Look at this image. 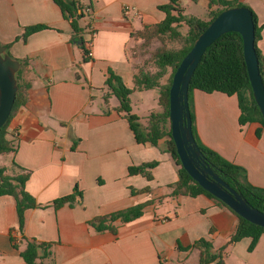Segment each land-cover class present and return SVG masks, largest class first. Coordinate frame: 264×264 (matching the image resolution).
Listing matches in <instances>:
<instances>
[{
  "label": "crops",
  "instance_id": "obj_1",
  "mask_svg": "<svg viewBox=\"0 0 264 264\" xmlns=\"http://www.w3.org/2000/svg\"><path fill=\"white\" fill-rule=\"evenodd\" d=\"M75 1L92 8L87 22L94 31L92 59L85 62L54 0H0V45L8 47L13 59L28 60L21 83L30 85L25 104L9 121L17 147L9 153L8 167L13 160L29 174L25 190L41 206L25 211L20 230L15 200L0 197V264H25L20 257L24 238L52 243L53 264H197V251H180L178 246L205 239L218 250L235 231L236 217L206 196H173L169 186L177 181V167L164 152L163 141L157 147L136 143L123 114L112 111L117 102L109 100L107 114L101 105L109 70L133 87L138 67L131 51L141 41L131 33L164 20L158 7L169 0ZM204 1L208 6L209 0ZM236 1L256 15L261 26L256 45L264 58V0ZM192 3L180 0L183 14ZM124 6L139 15L123 16ZM208 19L207 8L201 20ZM41 25L46 29L22 39L25 28ZM180 28L185 36L187 27L185 34ZM168 75L169 70L164 80ZM192 100L200 142L243 168L252 186L264 189V127L240 123L236 95L193 90ZM151 161L158 162L150 170L152 180L128 173L129 167ZM75 187L82 194L78 203L51 206ZM146 187L149 192H137ZM145 203L140 218L113 223L115 234L96 232L88 224ZM250 243L244 238L229 245L224 263L264 264V234L248 252Z\"/></svg>",
  "mask_w": 264,
  "mask_h": 264
},
{
  "label": "trees",
  "instance_id": "obj_2",
  "mask_svg": "<svg viewBox=\"0 0 264 264\" xmlns=\"http://www.w3.org/2000/svg\"><path fill=\"white\" fill-rule=\"evenodd\" d=\"M189 1L196 2L197 0ZM54 2L60 8L63 18L69 22L74 33V37L71 40L72 43L80 41L79 48L84 55V62L87 61L85 57L87 53L85 43L88 40L86 36H90L91 34L90 25L87 24L92 14L91 5L82 6V4L75 0H54ZM179 2L180 0H169L167 4L159 6L158 9L165 14L164 20L155 25L145 26L140 31L131 33V38L135 41L140 40L148 43L153 38L160 40L162 45L156 48L151 54V60L157 68V71L155 73H149L142 68H138L137 74L134 76V85L132 88H128L119 76L109 70L108 77L105 80L106 93L102 97L101 105L103 106L104 113L107 114L110 112L107 107L109 100L113 98L117 101V106L112 108V111L123 114L134 135L136 143L157 147L159 142L163 141L165 146L164 152L170 155L177 167V181L169 186L172 189L171 194L173 196L180 195L194 198L203 195L236 217L237 224L235 231L229 237L228 242L218 250H215L213 244L205 239H199L187 247L178 246V250L180 251H197V264H211L214 262L216 264H225L223 255L229 245L237 243L244 238H250L251 243L248 247V252H251L260 236L264 234V228L254 225L238 216L221 201L203 190L182 168L174 142L171 138L169 89L175 70L190 51L198 36L221 12L234 7H244L251 12L255 26V51L259 61L260 75L264 83V58L256 45L260 39L261 26H258L254 12L248 6L236 0H209L207 6L209 19L206 21L183 14ZM182 25H185L188 29L185 36H182L178 31ZM43 29H46V27L42 25L25 28L22 39L26 40L29 35ZM167 37L172 40L181 41L180 48H167L165 46V38ZM18 62L20 63V69L15 75L18 90L11 114L0 129V156L16 151V140L12 137L8 129L9 121L17 109L25 104L26 91L30 88V85L21 83V76L28 66V60H18ZM168 70L169 75L164 80ZM152 89H158V106L161 110L158 112H150L142 118L133 114L129 104V96L136 91L141 92ZM193 90H200L205 93L220 92L228 96L236 95L241 111L240 123L258 122L264 127V121L252 96L251 86L243 60L242 38L238 33H226L209 46L191 77L188 89V103L192 122V133L200 151L206 161L212 166L214 172L231 188L241 194L252 208L264 214V189L252 186L247 181L246 172L243 168L224 160L200 142L195 129L192 100ZM72 149H74V146ZM157 165V161H151L142 163L139 166H131L128 168V173L130 175H141L150 181L152 180L150 170ZM12 168L13 170L10 171L8 167L0 166V197L11 196L15 200L18 228L21 230L24 225L25 211L38 207L41 208V206L25 190V182L29 174L18 167L13 160ZM8 170L10 174H8ZM149 191L150 189L146 187L137 192L147 193ZM81 198V192L75 187L71 194L54 200L51 206L55 209L63 207L64 205L72 207ZM147 205L148 203L140 204L123 211L99 216L89 221L88 224L96 232L108 231L115 234L116 228L113 224L115 221L119 220L122 223L134 221L142 216L143 209ZM24 241L26 242V247L20 252V257L25 264H53L51 252L52 243L38 242L35 239L28 238H24ZM12 242L14 247H17L13 240Z\"/></svg>",
  "mask_w": 264,
  "mask_h": 264
},
{
  "label": "water",
  "instance_id": "obj_3",
  "mask_svg": "<svg viewBox=\"0 0 264 264\" xmlns=\"http://www.w3.org/2000/svg\"><path fill=\"white\" fill-rule=\"evenodd\" d=\"M235 32L242 38V54L252 96L264 121V83L255 51V26L249 9L234 7L221 12L198 36L190 51L175 70L169 89V122L171 138L182 168L203 190L225 204L246 221L264 228V214L252 208L231 188L206 161L193 133L188 103L191 77L202 56L222 35ZM79 47L80 41L73 42ZM20 69L6 47L0 45V129L8 120L18 90L16 73Z\"/></svg>",
  "mask_w": 264,
  "mask_h": 264
},
{
  "label": "rangeland",
  "instance_id": "obj_4",
  "mask_svg": "<svg viewBox=\"0 0 264 264\" xmlns=\"http://www.w3.org/2000/svg\"><path fill=\"white\" fill-rule=\"evenodd\" d=\"M187 15L196 16L200 19H205L207 17V6L204 0H197L192 3V5L185 10ZM209 18V14H208ZM87 20V18H86ZM180 31L182 34L186 33V27H181ZM181 41L172 40L168 37L165 38V46L169 49H178L181 46ZM162 44L158 38L151 39L150 42L145 43L141 41L138 45H136L131 51L133 56V60L136 63V67L144 69L146 72L155 73L157 68L151 60V54L154 50L160 47ZM158 89H152L148 92H135L129 96V104L131 107V112L135 113L139 117H144L150 112H158L160 111V107L158 106ZM113 101L117 102L112 98ZM11 157L9 154H3L0 156V166L8 167L10 165ZM11 171L12 167H8ZM8 170V174L10 171Z\"/></svg>",
  "mask_w": 264,
  "mask_h": 264
},
{
  "label": "built area",
  "instance_id": "obj_5",
  "mask_svg": "<svg viewBox=\"0 0 264 264\" xmlns=\"http://www.w3.org/2000/svg\"><path fill=\"white\" fill-rule=\"evenodd\" d=\"M122 14L125 17H131V16L139 15L138 11L135 8L130 7V6H124L123 9H122ZM93 34H94V31L91 30L90 37L87 40V42L85 43V48H86V51H87L85 57H86L87 60L92 59L91 46H92V36H93Z\"/></svg>",
  "mask_w": 264,
  "mask_h": 264
}]
</instances>
